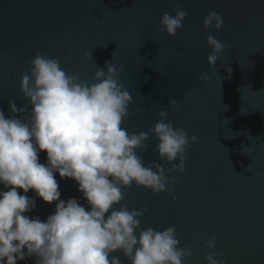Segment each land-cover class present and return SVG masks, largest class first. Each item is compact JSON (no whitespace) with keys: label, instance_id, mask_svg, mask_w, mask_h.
<instances>
[{"label":"water","instance_id":"obj_1","mask_svg":"<svg viewBox=\"0 0 264 264\" xmlns=\"http://www.w3.org/2000/svg\"><path fill=\"white\" fill-rule=\"evenodd\" d=\"M176 5L188 16L170 37L157 26L163 13L175 15ZM210 11L224 20L219 33L203 26ZM208 35L225 44L214 68L206 59ZM36 53L56 58L67 74L89 84L96 83L97 67L123 65L119 83L132 103L122 127L148 132L166 111L174 127L198 137L182 175L153 151L154 136L138 152L145 165L159 163L177 181L169 185L171 195L125 189L129 210L147 205L142 228L174 226L179 246L191 252L185 264H207L205 253L213 252L228 264H264V0H0V109L6 114L9 100L30 111L20 85ZM201 73L210 79L201 81ZM172 99L178 107L170 110ZM39 161L46 162V152ZM55 179L61 200L76 198L88 210L75 181L58 173ZM35 202L30 218L44 221L55 210V202ZM212 236L216 247L208 249Z\"/></svg>","mask_w":264,"mask_h":264},{"label":"clouds","instance_id":"obj_2","mask_svg":"<svg viewBox=\"0 0 264 264\" xmlns=\"http://www.w3.org/2000/svg\"><path fill=\"white\" fill-rule=\"evenodd\" d=\"M187 16L176 5L175 15L162 14L157 30L175 37ZM203 26L219 33L224 20L210 11ZM206 43L211 49L207 63L214 68L225 44L212 35ZM97 69L96 83L89 84L67 74L56 58L36 53L20 85L30 111L13 100H9L11 114L0 109V264L28 259L33 264H122L117 252L129 264H185L191 255L189 248L179 246L174 226L162 231L142 228L140 218L147 205L129 210L122 201L125 189L133 185L154 194L174 191L169 185L176 179L159 163L145 165L138 155L147 150L151 136L158 141L153 151L181 175L189 144L198 137L174 127L166 111L158 112L159 120L148 132L129 133L122 127L132 103L119 83L123 65L107 62ZM226 71L230 74L231 68ZM199 79L210 78L201 73ZM169 104L170 110L178 107L175 99ZM24 113L27 118L20 119ZM41 152H46L44 163L39 161ZM57 173L77 183L88 210L76 198L60 199ZM29 190L34 193L31 198L26 195ZM36 198L49 205L55 202V210L44 221L27 215L35 209ZM205 245L214 249L216 237ZM205 260L228 264L220 252L205 253Z\"/></svg>","mask_w":264,"mask_h":264},{"label":"trees","instance_id":"obj_3","mask_svg":"<svg viewBox=\"0 0 264 264\" xmlns=\"http://www.w3.org/2000/svg\"><path fill=\"white\" fill-rule=\"evenodd\" d=\"M18 264H24L23 262H18Z\"/></svg>","mask_w":264,"mask_h":264},{"label":"rangeland","instance_id":"obj_4","mask_svg":"<svg viewBox=\"0 0 264 264\" xmlns=\"http://www.w3.org/2000/svg\"><path fill=\"white\" fill-rule=\"evenodd\" d=\"M20 262H22V261H20Z\"/></svg>","mask_w":264,"mask_h":264}]
</instances>
